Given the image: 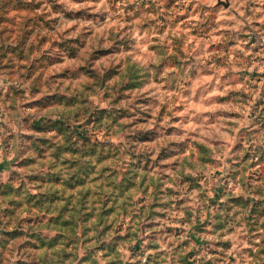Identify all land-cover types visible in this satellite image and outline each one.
Returning a JSON list of instances; mask_svg holds the SVG:
<instances>
[{
	"label": "rangeland",
	"instance_id": "obj_1",
	"mask_svg": "<svg viewBox=\"0 0 264 264\" xmlns=\"http://www.w3.org/2000/svg\"><path fill=\"white\" fill-rule=\"evenodd\" d=\"M0 264H264V0H0Z\"/></svg>",
	"mask_w": 264,
	"mask_h": 264
},
{
	"label": "trees",
	"instance_id": "obj_2",
	"mask_svg": "<svg viewBox=\"0 0 264 264\" xmlns=\"http://www.w3.org/2000/svg\"><path fill=\"white\" fill-rule=\"evenodd\" d=\"M87 144H89V142H87Z\"/></svg>",
	"mask_w": 264,
	"mask_h": 264
}]
</instances>
